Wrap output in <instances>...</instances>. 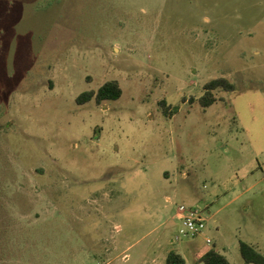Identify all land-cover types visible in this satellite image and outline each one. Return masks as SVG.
<instances>
[{"label":"rangeland","instance_id":"1","mask_svg":"<svg viewBox=\"0 0 264 264\" xmlns=\"http://www.w3.org/2000/svg\"><path fill=\"white\" fill-rule=\"evenodd\" d=\"M0 15V264H203L212 243L245 264L240 241L264 255V0H13ZM219 76L234 90L189 102ZM110 79L119 99L76 102ZM179 204L200 234L179 233Z\"/></svg>","mask_w":264,"mask_h":264},{"label":"trees","instance_id":"2","mask_svg":"<svg viewBox=\"0 0 264 264\" xmlns=\"http://www.w3.org/2000/svg\"><path fill=\"white\" fill-rule=\"evenodd\" d=\"M13 0H0V4H10ZM6 15V14H5ZM1 19L4 15H0ZM204 91L200 97H190L189 102L192 103L194 100H198L200 104L206 108L213 104L217 97L214 93L216 89H222L227 91L234 90V84L230 82L227 77L219 76L212 78L204 83ZM122 94V89L115 79H110L103 82L96 90H85L78 94L76 97V102L78 104H84L91 101L92 99L100 104L103 101L117 100ZM162 112L165 115L174 114L178 110L177 105L171 106L164 99L159 101ZM240 254L244 260L245 264H264V255L253 245H250L247 242L240 241L239 244ZM199 260L203 264H231L228 258L217 251L212 243L208 249H206L199 257ZM164 264H185L184 257L175 250H169Z\"/></svg>","mask_w":264,"mask_h":264},{"label":"built area","instance_id":"3","mask_svg":"<svg viewBox=\"0 0 264 264\" xmlns=\"http://www.w3.org/2000/svg\"><path fill=\"white\" fill-rule=\"evenodd\" d=\"M176 217L181 222L179 233L183 236L194 237L205 229L206 218L197 208L187 207L184 204H179L177 206ZM205 241L208 244L211 243V239L209 238H205Z\"/></svg>","mask_w":264,"mask_h":264}]
</instances>
